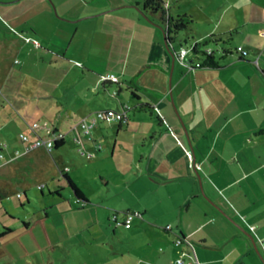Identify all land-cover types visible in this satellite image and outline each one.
Returning a JSON list of instances; mask_svg holds the SVG:
<instances>
[{
    "label": "crops",
    "instance_id": "1",
    "mask_svg": "<svg viewBox=\"0 0 264 264\" xmlns=\"http://www.w3.org/2000/svg\"><path fill=\"white\" fill-rule=\"evenodd\" d=\"M136 1L0 0V153L8 157L0 166L33 152L51 161L52 151L27 148L18 137L24 132L33 139V123L40 136L49 130L65 134L54 152L62 162L59 151L69 140L79 158L88 157L74 160L72 174L66 165L64 174L85 198H76V205L97 216L104 205L89 203L92 195L82 189L80 176L91 162L124 155L129 163L121 180L130 201L125 209L138 213L126 229L136 221L129 239L137 240L127 247L102 243L111 257L100 259L101 264H176L179 258L183 264H195V259L198 264H264V0H204L207 9L199 11L200 19L213 24L199 38L231 37L232 46L248 51L247 61L233 55L217 69L180 64L157 29L159 14L143 11L141 0ZM220 42L215 44L220 47ZM40 52L44 69L32 86L41 84L44 96L61 86L65 95L56 102L49 99L41 111L19 110L18 117L15 110L4 109L2 92L22 108L16 84L22 82L26 61L33 66V55ZM20 56L24 65L16 69ZM104 72L118 80L112 91L115 107L101 106L99 100V88L107 92L113 85L102 81ZM136 102L165 109L167 118L133 117L143 123L136 130H130L128 120L123 132H112L108 155L99 154L102 147L96 145V130L105 123L100 122L92 130L95 135L80 134L85 152L79 153L73 141L79 133L77 114L83 118L98 109L132 108ZM18 121L24 129L13 136L10 129ZM88 175L108 185V174ZM179 238L184 242L175 243Z\"/></svg>",
    "mask_w": 264,
    "mask_h": 264
},
{
    "label": "rangeland",
    "instance_id": "2",
    "mask_svg": "<svg viewBox=\"0 0 264 264\" xmlns=\"http://www.w3.org/2000/svg\"><path fill=\"white\" fill-rule=\"evenodd\" d=\"M165 2L169 7L168 12L173 17L180 16L184 21H189L188 26L191 28V31L188 28L176 36V41L173 44L174 49H177L179 43L190 46L191 38H199L197 34L208 30V27L213 24L209 20L200 19L203 16L199 11L207 9L204 0H166ZM139 12L141 13V11ZM141 16L151 21L143 13H141ZM159 22L157 29L164 37L162 31L164 23L160 18ZM0 25H2L1 20ZM235 42L231 40L229 44L232 46ZM207 46L212 49H219V46L213 43H208ZM39 54L42 57L44 56L42 52L34 54L33 57L35 58L32 59L35 60V64L33 66L29 67L30 62L26 61V68L22 69L24 74H21L22 82L18 81L19 83L16 84L21 91L18 95L25 103H22V108L18 103L13 104L14 100L8 98V95L2 92L6 99L3 97L4 100H1L4 109H7V111L10 109L15 110L16 115L20 114L19 110L41 111L44 105L45 107L50 105V102L46 105L49 99H54L56 102L59 97L65 95L61 93V86L46 90L47 96H44L45 92L41 89V84L38 85L40 88L37 89L32 86L39 82V77H41L44 69L43 64L39 63ZM15 58L17 62L18 59H21L22 62L21 65H14L18 69L24 65V56ZM15 58H12L11 62ZM219 61L222 64L225 62L223 60ZM113 85L108 86L107 92L102 90L101 87L99 88L101 106L115 107L116 98L112 93L115 83ZM68 90L69 92L66 95L71 97L72 88L69 86ZM48 91H50V94ZM171 105L177 118L181 120L175 108L176 106L174 103ZM199 105L197 116L200 120L204 105L202 103ZM151 110L139 112L130 110L128 121V126H131L130 130H136L143 124L141 119L133 121V117L139 118V115L142 116L141 118H167L165 109L161 111ZM3 115L0 114V117H3ZM81 116L82 114H77L74 121L82 119ZM6 117L9 119L8 115ZM18 117L20 116L18 115ZM144 126L146 125L144 124ZM126 127H121L119 131L123 132ZM22 128L24 129L23 124L18 121V123L12 125L10 133L15 136ZM116 129V123H101L99 125L96 130L98 133H95L98 134L97 144H95L102 147L101 152H98L99 154L108 155L111 153L110 136ZM95 134L92 131V135ZM119 138L121 139V137ZM124 141L129 142V138L124 139ZM130 146L132 145L128 144L129 150L131 149ZM63 147L59 151L62 162L54 152L56 149H53L51 156L48 155L51 161L47 160V157L44 158L39 153L33 152L29 154L30 156L22 157L7 166H0V191L4 193V197L0 199V233L6 231V229L12 230L6 234H0V264H101L100 259L103 261V257H111L110 255L107 256L106 251L102 249V243H114L118 247L124 244L127 247L128 243L136 242L137 238L135 236L134 239H129L130 232L133 231L135 224H138L136 221L132 223L131 229H126L110 220L112 215L117 212V221L120 223L124 217V212L127 210L125 208L130 202L128 198L124 197L123 186L125 183L121 180V175L127 171L128 159L124 155L121 156L115 153L112 157L106 158L105 156L100 161L88 162L90 165L87 164V166L89 165L87 172L85 171L87 174L80 176L79 183L82 189L88 195H92V201H89V203L98 204L99 206L104 205L105 210H99V214L96 216L94 208H91L92 213L94 212V214H91L90 208H81L76 205V196L68 185L66 178L63 177L65 168H68L65 167L66 165L69 166V171L72 174L75 168L74 160L79 159L78 161L83 162L82 160H86L85 158L88 157L79 158L75 153L77 148L75 149L69 140ZM6 159H8L7 156L0 158V163ZM49 164L51 168H48L47 165ZM91 171L97 172V174H108V185L103 186L104 184L100 181L98 175H96L97 177H89L88 174ZM43 177L46 181L42 184L41 193L37 185H41ZM56 190H59L58 194L55 193ZM17 194H20V196ZM63 201L65 202L63 203ZM68 207L72 212L66 211ZM127 255L128 253H125L124 256Z\"/></svg>",
    "mask_w": 264,
    "mask_h": 264
},
{
    "label": "trees",
    "instance_id": "3",
    "mask_svg": "<svg viewBox=\"0 0 264 264\" xmlns=\"http://www.w3.org/2000/svg\"><path fill=\"white\" fill-rule=\"evenodd\" d=\"M165 1L166 0H143L142 1V10L145 12H147V11L148 12H157V14H159L160 19L164 23V27H163L162 31H163L165 40H163V41H164L165 45L168 46V49L172 50L173 54L176 56L175 58L177 59V61L180 64H182L185 67H188L190 69H202V68H204V69H217L221 66L219 60H224V58H227V57H230L233 55H237L240 58L239 60H241V61H247L246 57L248 56V51L245 50L243 47L238 46V45L231 46L229 44V42L231 41V37H229V39L228 38L216 39L213 35H211V36H208L206 38L205 37L204 38H197L199 40H197L195 38H191L190 39V46H185V45L179 43L177 49H174L173 44L176 41V36L180 35V33L182 31L187 30L189 28V26H188L189 21L188 22L184 21L183 18L180 16L173 17L171 15V13L168 12L169 7L167 6ZM135 3H138V2L135 1ZM189 29L191 31V28H189ZM219 42L222 44V46L220 45L219 49H212V48H209L207 46L208 43H213L214 45L217 46V44H215V43H219ZM237 46L246 52L245 55L242 54V52L237 50ZM181 48L186 50V54L184 57L179 59L178 53L181 50ZM255 61H256V63L254 62V64L256 65L257 59H255ZM102 81H104L106 83L111 82V83H115L116 85H118L117 84L118 83L117 78L115 81L106 80V79H102ZM115 94H116V92H113V95H115ZM132 94L136 97L138 96V95L134 94V92H132ZM125 107L127 110L124 109ZM103 109H106V108H103ZM151 109L155 110L152 103L136 102V104L132 108L128 107L127 105H121L120 109L107 108L106 110H112L115 112L121 111V110H123V111L126 110L125 111L126 115H125L124 120L110 121L109 122V123H113V122L117 123V128L120 129L121 127L127 125V121L129 120V115H128L129 110L152 111ZM98 110H100V109H98ZM158 119H162V118H158ZM100 122H103V121H100ZM100 122H98V123H100ZM109 123H107V124H109ZM97 124L94 127H96ZM94 127L90 130V133H87V134L90 135L92 130L94 129ZM87 134H83V135H87ZM64 138H65V136H63L61 139H59L57 141L55 140L52 150L54 149V147L59 148L63 144ZM76 146L79 149V146L77 144H76ZM51 151H49V152H51ZM2 157H3V155H2ZM2 157H0V158H2ZM63 177H65L66 180L68 181V183H69L68 185L71 187V190L74 192V195L76 196V198H78L79 200L85 201V198H83L82 193L74 185V183L71 181V179L69 177H67L65 174ZM38 186H40L38 188V190L42 193L43 186L42 185H38ZM55 193L58 194L59 190H56ZM18 196H20V194ZM3 197H4V193L0 191V199ZM114 214H116L117 218H118V213L116 212ZM126 214H134V211H125L123 218H125ZM113 215H112V218H113ZM134 216H133V218H134ZM112 218H110L111 221H113L115 224H119L120 226L124 227L122 220L119 223L117 221V218L116 219H112ZM25 225L27 226V224H25ZM129 227H124V228H129ZM11 231L12 230H10V229H6V231H2L0 234H4V233L6 234V233H9ZM181 241H183V238L181 239Z\"/></svg>",
    "mask_w": 264,
    "mask_h": 264
},
{
    "label": "built area",
    "instance_id": "4",
    "mask_svg": "<svg viewBox=\"0 0 264 264\" xmlns=\"http://www.w3.org/2000/svg\"><path fill=\"white\" fill-rule=\"evenodd\" d=\"M237 50L242 52V54L245 55V51H243L240 47L237 46ZM186 54V50L181 48V50L178 53V58L181 59L182 57H184ZM256 63V61H255ZM102 79H106V80H111V81H115L116 77L112 74H105L102 76ZM126 109V107L124 108ZM127 110V109H126ZM125 110V111H126ZM125 111L121 110V111H112V110H106V109H100V110H96L91 114H87L85 117H83L82 119H80L77 123V127L79 130V133L77 135H75L73 137V141L75 144H77L79 146V153L80 154H84V150L81 147V139H80V134H87L90 133V130L100 121H103L105 123H109L110 121H118V120H124L125 118ZM29 128L35 133L34 134V138L33 139H29L28 136L26 134H24V132H21L20 134H18V137L20 138V140L23 141V143H25L27 145V148H32V147H44L47 151H51L54 145L55 140H59L61 139L64 134L61 132H57V131H52L49 130L47 132V135L45 136H40V133H37V129H38V124L37 123H33L29 126ZM3 147L2 143H0V149ZM0 157H2V154H0ZM37 187L39 188L40 186L37 185ZM19 195V194H17ZM138 216V213L134 214H126L125 218L122 219L123 225L124 227H129L130 223H131V219L133 218V216ZM117 215L114 214L112 219H116ZM182 238H179L176 240V243H181ZM184 240V239H183ZM176 264H183V261L179 258L176 260ZM186 264H191V263H186ZM195 264H198V262L195 259Z\"/></svg>",
    "mask_w": 264,
    "mask_h": 264
}]
</instances>
